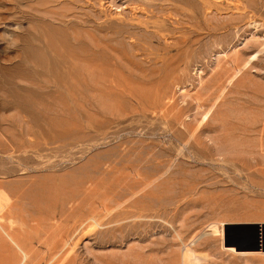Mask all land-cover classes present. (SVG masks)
I'll use <instances>...</instances> for the list:
<instances>
[{"label": "rangeland", "instance_id": "rangeland-1", "mask_svg": "<svg viewBox=\"0 0 264 264\" xmlns=\"http://www.w3.org/2000/svg\"><path fill=\"white\" fill-rule=\"evenodd\" d=\"M188 249L264 264V0H0V264Z\"/></svg>", "mask_w": 264, "mask_h": 264}, {"label": "bare ground", "instance_id": "bare-ground-1", "mask_svg": "<svg viewBox=\"0 0 264 264\" xmlns=\"http://www.w3.org/2000/svg\"><path fill=\"white\" fill-rule=\"evenodd\" d=\"M218 230H217L216 227H214V232L215 231H218ZM225 248L228 251L234 252V253H236V254H238L240 256H248L250 254H253V252H238L235 248H232V247L225 246ZM182 259H183V263L184 264H194L196 261H199L200 260V258L196 255V253L192 249H190V250L188 249L186 251V253L183 255V258Z\"/></svg>", "mask_w": 264, "mask_h": 264}]
</instances>
